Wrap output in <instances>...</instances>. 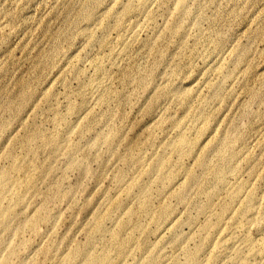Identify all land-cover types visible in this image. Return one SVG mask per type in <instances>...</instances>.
<instances>
[{"label": "rangeland", "instance_id": "374dc122", "mask_svg": "<svg viewBox=\"0 0 264 264\" xmlns=\"http://www.w3.org/2000/svg\"><path fill=\"white\" fill-rule=\"evenodd\" d=\"M220 178L264 215V0H0V264H82L97 226L107 264L184 263Z\"/></svg>", "mask_w": 264, "mask_h": 264}, {"label": "bare ground", "instance_id": "6f19581e", "mask_svg": "<svg viewBox=\"0 0 264 264\" xmlns=\"http://www.w3.org/2000/svg\"><path fill=\"white\" fill-rule=\"evenodd\" d=\"M130 9L131 6L127 5L124 11L128 12ZM105 79L106 77L101 79L100 83L104 82ZM184 142V138L179 141L180 144ZM164 161H167V158H161L159 163H166ZM232 171L237 172L235 170ZM190 180L195 181V178L191 176ZM220 181L221 178L206 188L205 194L207 196V202L198 207V212L205 216V220L198 225L200 236L194 251L187 253V259L184 263L174 261L173 264H219V252L223 255V259L230 264H264V221H262L264 215L258 216L259 209L253 205L251 195L245 194L241 186H229L226 189L230 202H236L243 198V200H241V207L237 210V214H232L229 203L219 202L216 207L212 199L217 193ZM141 199H143V197L139 198V206H132L129 208L130 212L128 217V220L132 217V219L128 221V225L132 226L133 230L139 233L143 231V226L139 219L140 214L146 211L142 208ZM115 202V204L120 207V201L116 200ZM108 214L110 215L109 212L107 215ZM186 221H188V219ZM260 222H262L261 234L258 238L253 239L246 236L237 238L234 236V233L239 228L246 230ZM190 225L192 226L191 223ZM94 229L102 236L107 237L108 240L103 243V250L101 253L82 251V264H107L110 252L128 243L129 238L122 236L124 229L121 230V228L105 230L102 226H97L94 227ZM211 231H213V235H215L213 238ZM182 242L183 241L179 242L175 240L174 244L179 246ZM89 243H92V239H89ZM180 248L181 246H179V249ZM11 252H14L13 248H11ZM220 262L222 263V261ZM3 264L9 263L4 260Z\"/></svg>", "mask_w": 264, "mask_h": 264}]
</instances>
